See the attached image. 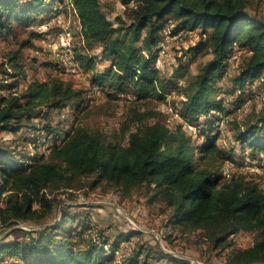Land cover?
Instances as JSON below:
<instances>
[{
	"label": "trees",
	"instance_id": "trees-1",
	"mask_svg": "<svg viewBox=\"0 0 264 264\" xmlns=\"http://www.w3.org/2000/svg\"><path fill=\"white\" fill-rule=\"evenodd\" d=\"M121 2H135L136 5L128 9L127 21L122 20L115 26L103 13L99 0H69L83 38L87 42H100L101 54L112 59L110 66L100 72L91 56L75 52L79 65L92 71L91 80L97 88L106 83L122 91H131L122 88L128 81L137 97L146 87L159 94L165 85L154 67L156 46L169 18L177 21L179 28L200 29L202 38L191 46L190 52L212 54L195 76L196 88L182 102L180 113L185 120L207 115L215 109L224 111L210 96L214 82L223 76L225 61L235 45L246 56L232 76L233 84L241 89L262 76L264 18L248 10L249 0ZM26 3L21 6L18 0H0V33L6 27L10 29L13 21L28 25L31 13L43 6L42 0ZM26 43L22 41L21 45ZM15 58L14 52L10 61ZM0 72L11 79L14 76L2 64ZM12 83L0 80V89L12 88ZM80 95V90L58 77L32 80L19 93L0 94V130L21 134L27 125L22 122L23 118L40 117L43 105L63 107L78 100ZM76 106L81 107L80 101ZM238 125L234 139L253 151L264 152L261 133L264 117L254 123ZM29 129L42 130L43 134L51 136L53 143L48 146L47 153L35 151L33 154H21L19 148L0 145V221H39L52 208L46 188H70L83 176L96 175L95 181L105 179L126 189L142 183L154 184L155 194L171 209L173 222L182 229L207 232L216 246L226 245L229 236L240 228L256 230L254 243L233 250L229 261L231 264H264V191L242 176L217 183L212 171L194 168L189 138L180 126L170 130L155 122L139 125L135 130L127 128L123 130L124 134L128 133L126 144L111 142L103 130H92L81 123L60 130ZM24 138L29 141L28 136ZM37 145L35 142L34 146ZM200 154L218 161L226 159L215 136L205 138ZM63 221L62 218L54 226L25 231L28 240L21 246L17 242L1 243L0 258L4 259L2 253H5L7 257L18 259L8 264H137L134 256L115 259L119 242L125 236L118 234L115 241H90L79 247L61 231ZM52 229L49 245L41 251L42 234ZM177 260L184 262L180 258Z\"/></svg>",
	"mask_w": 264,
	"mask_h": 264
},
{
	"label": "rangeland",
	"instance_id": "rangeland-1",
	"mask_svg": "<svg viewBox=\"0 0 264 264\" xmlns=\"http://www.w3.org/2000/svg\"><path fill=\"white\" fill-rule=\"evenodd\" d=\"M18 1L21 6L28 2ZM42 1L43 6L31 13L28 25L13 21L10 29L6 27L0 33V65L14 74L12 79L8 74L3 78L0 72V80L13 82L12 92L19 93L32 80L46 81L58 77L80 90L81 95L63 107L43 105L40 117L22 119L27 125L21 134L0 130V145L19 148L21 154L47 153L48 146L53 143L51 137L40 136L42 130L36 129L35 133L29 128L42 127L51 131L71 124L76 127L80 123L92 130H103L111 142L126 144L128 133L124 134V129L135 130L139 125L158 122L170 130L180 126L189 138L193 167L212 171L217 183L232 176H242L264 191V152L253 151L234 139L238 124L243 126L264 117V72L259 79L246 83L241 89L232 82V76L246 56L244 51L236 45L233 47L225 61L223 76L214 82L210 99L217 101L224 111L215 109L207 115L185 120L180 113L182 102L196 88L195 76L212 56L207 51L190 52L191 46L202 38L200 29H182L177 27V21L166 20L156 46L154 64L165 88L154 94L146 87L137 97L128 81L122 88L131 91H122L106 83H101L100 88L93 84L92 71L79 65L75 52L91 56L100 72L110 66L112 59L101 54L100 42H87L83 38L69 0ZM249 1L248 10L264 18V0ZM99 3L115 26L122 20L127 21L128 9L136 5L135 2L123 4L121 0H99ZM67 33L69 44L64 41ZM22 41L27 43L21 45ZM136 44L140 45V42ZM14 52L16 58L11 62L10 56ZM69 63H73V67ZM12 88H6V94ZM79 101L80 108L76 106ZM261 133L264 136V128ZM26 136L29 141L24 138ZM44 136L43 142L41 138ZM212 136L225 152L226 159L218 161L200 154L205 138ZM35 137H41L36 147V139L32 140ZM96 179V175L83 176L77 178L70 188H46L52 204L48 214L39 221H0V244L17 242L21 246L28 240L25 231L54 226L63 218L61 231L79 247L90 241L106 239L112 242L118 234L125 236L119 242L116 260L134 256L137 264H231V252L251 246L257 237L256 230L240 228L229 236L226 245L216 246L207 232L186 230L175 224L171 209L155 194L154 184L142 183L126 189L105 179ZM51 232L53 229L42 234L41 251L49 245ZM2 254L4 259L0 258V264L18 262L15 256ZM177 258L184 262L179 260L180 263Z\"/></svg>",
	"mask_w": 264,
	"mask_h": 264
},
{
	"label": "built area",
	"instance_id": "built-area-1",
	"mask_svg": "<svg viewBox=\"0 0 264 264\" xmlns=\"http://www.w3.org/2000/svg\"><path fill=\"white\" fill-rule=\"evenodd\" d=\"M64 41L66 42V44H69V43H70V36H69V33H67L66 38H65ZM69 64H70V65H69L70 67H73V63H69ZM69 66H68V67H69ZM6 75H7V74H4V76H2V77H3V78H7L8 76H6ZM3 78H2V79H3ZM3 82L7 83V79H3ZM12 91H13V88H12L11 91H9V93L12 92ZM14 92H15V91H14ZM14 92H13V93H14ZM0 94H6L4 88H1V89H0ZM263 95H264V94H263ZM36 132H37V131H35V133H36ZM39 135L41 136V135H43V133H41V134H39ZM50 137H51V136H50ZM40 138H41V137H39V138L36 139V143L39 141ZM45 138H46V136H44L43 138H41V141L44 142V141H45ZM37 140H38V141H37ZM60 140H63V136L60 138ZM60 140H59V141H60ZM38 143H39V142H38ZM38 143H37V144H38Z\"/></svg>",
	"mask_w": 264,
	"mask_h": 264
},
{
	"label": "water",
	"instance_id": "water-1",
	"mask_svg": "<svg viewBox=\"0 0 264 264\" xmlns=\"http://www.w3.org/2000/svg\"><path fill=\"white\" fill-rule=\"evenodd\" d=\"M253 264H256V263H253Z\"/></svg>",
	"mask_w": 264,
	"mask_h": 264
}]
</instances>
